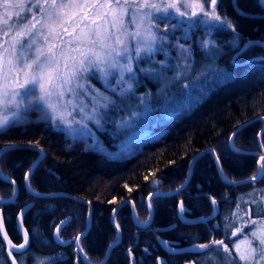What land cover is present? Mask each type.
Wrapping results in <instances>:
<instances>
[{"label": "trees", "instance_id": "trees-1", "mask_svg": "<svg viewBox=\"0 0 264 264\" xmlns=\"http://www.w3.org/2000/svg\"><path fill=\"white\" fill-rule=\"evenodd\" d=\"M228 3L229 0H220L222 12L226 11L224 7ZM238 33L242 40L264 41V18L238 19ZM226 54L229 56V53ZM226 54L224 58L227 59ZM258 55H264V50L258 45L250 46L241 54L240 60ZM222 63L225 65L224 60ZM253 64L264 66V61H252L240 67H233L230 63L226 66L242 70ZM141 87L146 86L142 83ZM196 105L187 113L177 115L155 128L165 129L162 142L144 147L125 160L107 159L92 150L65 151L60 146V134L44 131L40 125L39 128L34 124L24 129L11 127L0 134V148L8 142L27 144L33 141L32 146L43 149V156L31 173L32 187L40 193L62 192L90 203V227L82 236L80 244L90 262L100 261L107 246L116 239L115 223L120 225V242L110 251L104 264H131L128 254L130 247L133 264H157L158 257L165 259L162 260L164 264H185L190 254H169L162 250L158 239L179 241L182 246L190 245L193 241L219 239L222 232L220 228L213 229L211 221L181 224L176 215L178 201H183L189 215L207 217L212 213L209 197L216 198L220 207L241 192L264 186V179L255 184L228 185L218 176L211 153L206 152L193 163L189 180L182 190L171 196L149 199L152 205L150 223L143 228L134 224L131 204L137 223L147 220L145 199L149 193L170 192L183 184L190 159L203 149H215L214 156L216 159L219 156V167L228 180H243L256 172L257 159L261 154L257 134L263 124L260 117H264V82L251 85L244 93L229 91L223 86ZM246 122L249 123L240 128L234 137L235 146L241 152H234L228 146V138ZM97 134L103 144L110 147L112 137L108 138L107 132ZM261 142H264V130L260 136ZM160 149H163L161 153ZM37 156V151L23 149L7 150L0 155L2 175L11 181L15 180L17 186L14 201L2 207L6 231L13 242H18L14 223L16 213L21 206L32 202V208L24 220L28 229L35 230L31 233L32 251L41 256L64 255V258L49 264H75L73 255L78 254L73 251L76 249L74 241L68 246H59L52 240V231L59 220L69 216V222L62 229L60 237L75 240L86 229L87 205L70 197L36 198L29 194L24 185V173ZM154 179L159 180L155 189L151 185ZM126 183L133 189L131 192L124 187ZM12 187L11 182L0 178V196L4 197L3 200L12 196ZM123 201H130L131 204L120 206L112 223V209ZM212 220L217 221L219 226L220 214ZM193 236H198L197 241L193 240ZM26 262L31 264L32 259L27 256ZM0 264H8L2 247ZM77 264H84L81 258Z\"/></svg>", "mask_w": 264, "mask_h": 264}, {"label": "snow or ice", "instance_id": "snow-or-ice-1", "mask_svg": "<svg viewBox=\"0 0 264 264\" xmlns=\"http://www.w3.org/2000/svg\"><path fill=\"white\" fill-rule=\"evenodd\" d=\"M258 2L264 5V0ZM218 4L219 0H0V8L4 9L0 14V33L5 38L0 42V134L10 130L12 126L27 123L25 113L33 107L40 113L38 121L48 122L53 128L62 125L69 134L88 130L87 121L102 127L108 109L123 110L124 102L135 95L137 76L134 64L145 58L151 59L159 50L157 45L163 48L166 43L167 37L161 34L158 21H167L173 15L179 20L177 24L165 23V33L184 25L189 29L195 25L205 26L207 34L201 41L205 52L210 53L217 47L210 36L212 30L219 26L226 25L231 29L235 34L232 44H237L235 36L239 33L226 16L218 14ZM12 9L17 11L13 12ZM13 16L16 17L15 20H12ZM257 45L258 41H249L244 47L247 49ZM174 47L179 56L175 68V78L178 80L192 71L191 49L178 42ZM159 63L160 69L150 67L140 71L159 75L164 62ZM204 74L206 72L200 73ZM92 77L97 78L119 100L96 88L91 83ZM85 96L89 97L90 104L84 102ZM144 103L145 97L142 94L139 105ZM137 115L138 112L132 110L128 116L117 121V126H123ZM88 131L90 134V130ZM236 135L237 132H233L229 136L228 144L234 152H241L234 143ZM33 143L27 142L29 146ZM19 147L22 145L16 142L5 144V148L14 150ZM258 147L264 150V142L259 143ZM40 151L43 152V149ZM212 151L215 153V149ZM38 160L39 156L32 164H36ZM217 163L219 165V156ZM31 172L30 165L24 173L25 183L33 196L39 197L43 194L32 187ZM220 173L228 185L264 179V151L257 159L256 172L247 177L246 181L228 180L222 168ZM11 183L12 195L15 196L16 181L12 180ZM151 183L158 184L159 180L154 179ZM124 187L129 192L133 190L127 183ZM256 192L257 189L253 188V193ZM253 193L247 195L251 197ZM154 195L149 193V198ZM259 195L260 200L253 199V204H264V189L259 191ZM3 199L0 196V200ZM209 199L215 210L218 200L214 197ZM151 207L149 203V209ZM241 210V201L237 200L235 210H231L224 217L225 235L220 239L211 238L207 242L193 244L192 250L205 258L202 261H185V264H264V207L244 212V216H248L246 225L250 226V231L243 240L233 243L231 248L225 242H231L232 237H236L245 228V225L236 226L232 220V217L241 219L237 215ZM23 211L21 209V214ZM117 211V208L112 209L113 214ZM187 211L181 201L178 215L183 216ZM253 216L258 219H253ZM69 219L66 218L56 225L54 235L60 244L66 243L60 239V235ZM199 219L206 221L205 217ZM142 223L147 224V220ZM5 224L6 218L0 217V236L7 242L11 264H24L32 230L24 229L23 242L17 244L9 238ZM19 227L24 228L22 220ZM116 231H120L119 224L116 225ZM229 231L231 236L227 235ZM82 236L83 233H80L75 237L77 248L74 252H84L80 247ZM171 243L162 241L169 251H179L171 247ZM0 247L3 245L0 244ZM13 250L19 254V261ZM128 254L131 257V247ZM84 258L87 259L86 256ZM51 259L36 257L33 264H45ZM79 260L80 257L77 256V262ZM157 264L164 262L158 257Z\"/></svg>", "mask_w": 264, "mask_h": 264}, {"label": "rangeland", "instance_id": "rangeland-1", "mask_svg": "<svg viewBox=\"0 0 264 264\" xmlns=\"http://www.w3.org/2000/svg\"><path fill=\"white\" fill-rule=\"evenodd\" d=\"M11 11L15 12L17 10L12 9ZM3 12L4 9L2 8L0 14ZM217 12L218 14L223 15L220 8H217ZM15 19L16 17L13 16L12 20ZM11 22L12 21H10V23ZM158 23L161 34L166 35L167 37L166 43L163 48H160L159 45H157L159 50L154 53L151 59L145 58L138 64H134L133 67L137 76L134 86L135 95L131 96L128 101L124 102L123 110H117L115 108L108 109L107 115L102 121V127H97L91 121H87L90 134L88 130L83 132L78 130L76 133L69 134L62 125L53 128L48 122L38 121L40 113L36 111L34 107L25 113L28 121L27 123L17 124L12 127L24 129L30 124H34L39 128L41 126L44 131H52L61 135L60 146L65 151H71L73 149L76 151L92 150L107 159L125 160L139 153L144 147L150 146L153 143L162 142L166 131L163 128L158 130L155 128L159 127L158 125L162 126V124L168 123L177 115L187 113L196 107V104L207 97L208 94L217 91L223 86H225L226 90L244 93L251 85L264 82V66L262 65L253 64L242 70H236L232 67L227 68L229 64V56L226 53L230 52L231 49L234 47L236 48L243 42H239V40H237L238 37L235 36L237 44L234 46L232 44L234 34L226 25L219 26L212 30L210 38L215 40L217 47L213 48L209 53L205 52L201 47V41L207 34V28L205 26L195 25L189 29L187 25H184L165 33L163 31L165 23H168L169 25L177 24L179 23V20L173 15L172 17H169L167 21L161 20L158 21ZM4 39L3 33H0V42ZM177 42L191 49L192 64V71L188 72L186 76H183L178 80L175 78V68L179 56L177 49L174 47ZM225 54L227 56V66L222 63V61L225 60ZM161 61L164 62V67L159 75L140 71V69H147L150 67L160 69L161 65L159 62ZM201 72H206V74L200 75ZM150 81L154 84L152 85ZM91 83L96 88L104 91L107 95L113 96L115 99L119 100V97H115L114 93L105 89L97 78L92 77ZM142 83H144L146 87H141ZM142 94L145 97V103L139 105V98ZM84 102L88 104L91 103L87 96L84 97ZM132 110H136L138 115L131 118L130 122L118 127L117 121L122 117L128 116ZM97 132H107L108 138L112 137L109 141L110 147L103 144ZM159 151L161 153L163 149H160ZM253 188L257 189L256 193H253ZM253 188L237 194L233 200L231 199L225 202L220 207L218 204L220 225H215L217 226L216 228H220L222 232V236L220 235L221 238L225 235L224 217L229 215L231 210H235L237 200L241 201L242 210L237 213L241 219L237 220L236 217H232V220L236 226L239 227L245 225V228L242 229V232L238 233L236 237H232L231 242L228 240L225 241L226 243H229L230 248L233 243H238L240 240H243L245 234L250 231V226L246 225L248 216H244V212L256 209L257 207H264V204L252 203L253 199H256L257 201L260 200L259 191L264 188ZM248 193H253V195L250 197L247 195ZM252 218L258 219V217L255 216ZM213 222L216 221H211L212 226ZM216 228L213 226V229ZM87 232L88 231H86L85 234ZM227 235L231 236V232L229 231ZM193 237V240L197 241L198 236ZM62 239H67V237ZM195 243L197 242L193 241L189 246H192ZM182 247L187 246L182 245ZM27 253L28 254L24 256V264H28L26 262L27 256L32 259L31 264H33L36 257H51L52 259L50 261L45 262V264H49L63 256L61 253L54 256L38 255L32 251L31 245L27 248ZM188 254H190V259L188 261H202L205 258L196 251H190ZM208 254L211 255L212 253ZM16 258L18 261L20 260L19 255Z\"/></svg>", "mask_w": 264, "mask_h": 264}, {"label": "flooded vegetation", "instance_id": "flooded-vegetation-1", "mask_svg": "<svg viewBox=\"0 0 264 264\" xmlns=\"http://www.w3.org/2000/svg\"><path fill=\"white\" fill-rule=\"evenodd\" d=\"M227 3V2H226ZM219 4H220V0H219ZM219 4H218V8H221V7H219ZM224 8H227L226 9V11L225 10H223V12H222V14H223V16H226L227 18H228V20L229 21H231L233 24H234V26H235V28H236V30H237V32H238V19H242V18H247V19H255V20H261V19H263L264 18V5H261L259 2H258V0H229V3L227 4V6L226 7H224ZM254 8H256V10L254 9ZM229 13V14H228ZM233 18V19H232ZM234 34V33H233ZM235 35V34H234ZM236 37H238L237 38V40H239V42H243V43H241L240 45H238L236 48L234 47L233 49H231L230 50V52H228L229 53V63L231 64V66H233V67H240V66H245V65H247V64H249V63H251L252 61H249V60H251V59H258V60H254V61H264V59H259V58H264V55H258V56H254V57H252V58H248V59H246V60H240L241 59V54L246 50L245 48L243 49V50H241V48L246 44V43H248L249 41H253V42H257V41H255V40H242V38H241V36H240V33H239V35L238 36H236ZM258 42H260V43H262V44H264V41H258ZM258 46H260L263 50H264V46H261L260 44L258 45ZM250 47V46H249ZM241 56V57H240ZM225 66L227 65V60H226V58H225ZM262 126H263V124H262ZM262 128V127H261ZM261 128H260V130H261ZM259 130V131H260ZM264 130V129H263ZM263 130H262V132H263ZM259 133V132H258ZM262 134V133H261ZM187 169H188V167H187ZM191 169H192V167H191ZM190 173H191V171H190ZM186 176H187V174H186ZM189 177H190V175H189ZM221 179V178H220ZM246 179V178H245ZM185 180H186V178H185ZM184 180V181H185ZM188 180H189V178H188ZM188 180H187V182H188ZM222 180V179H221ZM223 181V180H222ZM240 181V180H239ZM224 182V181H223ZM248 183H250V184H255L256 182H248ZM248 183H243V184H248ZM159 184V183H158ZM243 184H240V185H243ZM186 186V185H185ZM232 186H239V185H232ZM257 187H263L264 188V186H257ZM156 192H158V191H156ZM162 193V192H161ZM236 196V195H235ZM80 202V201H79ZM179 202H181V201H178V203ZM209 202H210V204H211V200L209 199ZM82 203H84V202H82ZM89 203V202H88ZM125 203H128V202H125V201H123V202H121V203H119L117 206H122V205H124ZM178 203H177V207H176V215H177V219L179 220V222L181 223V224H184V225H194V224H198V223H200V222H197V223H193V224H186V223H184V222H182V220L179 218V216H178ZM219 203V202H218ZM27 204H30V203H27ZM31 204L33 205V203L31 202ZM85 204V203H84ZM90 204V203H89ZM121 204V205H120ZM218 205V204H217ZM4 205H0V208H1V214H2V217H4V215H3V212H2V207H3ZM24 206V205H23ZM91 206V205H90ZM117 206H115V208L117 207ZM22 207V206H21ZM20 207V208H21ZM118 207V208H119ZM211 207H212V204H211ZM19 208V209H20ZM32 208V206L27 210V212L24 214V216H23V218H22V221H23V225H24V229H28L27 228V226L25 225L26 223L24 222V220H25V215L28 213V211L30 210ZM87 208H88V206H87ZM117 208V209H118ZM88 211H89V209H88ZM88 211H87V214H88ZM18 212V211H17ZM151 212H152V209H151ZM219 212L218 211H216V210H213V207H212V213H211V215H209V216H191V215H189V211H187L183 216L186 218V219H197V218H200V217H205L206 218V221H212V219H214L215 217H216V215L218 214ZM17 214V213H16ZM111 214H112V212H111ZM148 216H149V213H148ZM66 217H69V216H66ZM65 217V218H66ZM114 217H115V214L113 215V221H114ZM151 217H152V214H151ZM65 218H63V219H65ZM70 218V217H69ZM110 218H111V216H110ZM135 218H136V215H135ZM15 219H16V216H15ZM15 219H14V223H15ZM63 219H61V220H59L57 223H59L60 221H62ZM147 220H148V217H147ZM150 221H151V219H150ZM150 221H149V223H150ZM205 221V222H206ZM69 222V221H68ZM87 222H88V218H87ZM134 222V221H133ZM217 222V221H216ZM216 222H213V226L216 228L217 226V224H216ZM56 223V224H57ZM136 223H137V220H136ZM148 223V224H149ZM202 223V222H201ZM56 224H55V226H56ZM68 224V223H67ZM135 224V223H134ZM144 223H141V224H139V223H137V224H135V225H143ZM147 224V225H148ZM216 224V225H215ZM147 225H145V226H147ZM54 226V227H55ZM66 226V224L64 225V227ZM88 226V228H87V231H88V229H89V227H90V218H89V225L87 224L86 225V227ZM114 226H115V230H116V225H115V223H114ZM32 227H34V226H32ZM63 227V228H64ZM138 227H140V226H138ZM144 227V226H143ZM143 227H141V228H143ZM15 228H16V226H15ZM5 229H6V225H5ZM85 230V229H84ZM83 230V231H84ZM16 231H17V229H16ZM35 230H32V232H34ZM82 231V232H83ZM81 232V233H82ZM18 233V232H17ZM119 233V242H120V231L118 232ZM80 234V233H79ZM85 234V233H84ZM83 234V235H84ZM18 236H19V234H18ZM10 238V237H9ZM31 239L32 238H30V244H29V246H28V248L30 247V245H31ZM60 239H62L61 237H60ZM118 239V234H117V232H116V239L112 242V243H110V244H113L116 240ZM52 240H53V242L55 243V244H57L55 241H54V239H53V232H52ZM63 241H69V244H67V245H59V244H57V245H59V246H68V245H70L71 244V239H69V238H67V239H62ZM162 241H167V240H163V239H158V242H159V245H160V247H161V242ZM21 242V238H20V236H19V239H18V242H16L17 244L18 243H20ZM119 242H118V244H119ZM170 242H172L171 243V247H174V248H176V249H179V248H182V246H180L179 244L180 243H178L179 241H173V240H170ZM0 243L2 244V242H1V240H0ZM13 243H15V242H13ZM74 244H75V240H74ZM109 244V245H110ZM117 244V245H118ZM109 245L107 246V248H106V250H105V253H104V256H103V258L100 260V261H98V262H96V263H92V262H90L88 259H87V261L90 263V264H104L105 262H106V260H107V258H108V256H109V253H110V251L114 248V247H116V246H114V247H112L111 249H109V251H108V253L106 254V252H107V249H108V247H109ZM76 246V245H75ZM186 246H189V245H186ZM77 248V247H76ZM162 248V247H161ZM2 249H3V252H4V248L2 247ZM162 250L163 251H165L163 248H162ZM166 252V251H165ZM167 253H169V254H177V253H170V252H167ZM77 254H78V256L81 258V256H80V252H77ZM83 254H84V256H86L85 255V253L83 252ZM5 255V254H4ZM16 255V257H18V253H16L15 254ZM73 257L75 258V260L73 261L75 264H77V256L76 255H73ZM87 257V256H86ZM5 258H6V256H5ZM62 258H64V255L62 256V257H59L58 259H62ZM6 260H7V258H6ZM81 260H82V258H81ZM83 261V260H82ZM130 261H131V264H133L134 263V257H132V255H131V257H130ZM8 262V261H7ZM84 263V262H83ZM9 264V263H8ZM85 264V263H84Z\"/></svg>", "mask_w": 264, "mask_h": 264}, {"label": "water", "instance_id": "water-1", "mask_svg": "<svg viewBox=\"0 0 264 264\" xmlns=\"http://www.w3.org/2000/svg\"><path fill=\"white\" fill-rule=\"evenodd\" d=\"M259 44H260L261 46L264 45V44H262V43H260V42H259ZM244 48H245V47L243 46V47L241 48V50H243ZM259 59L261 60V59H264V58H259ZM254 60H258V59H251V60H249V61H254ZM256 119H258V118H256ZM248 123H249V122H246V123L240 125V126L237 127L233 132H237L240 128H242L243 126H245V125L248 124ZM263 129H264V119H263V126H262L261 130L259 131V134H260V135H259V136L257 135V143H258V145H259V143H260V136H261V133H262V130H263ZM233 132H232V134H233ZM232 134H231V135H232ZM231 135H230V136H231ZM228 146H229V144H228ZM229 148L231 149L230 146H229ZM18 149H30V150L37 151V152H38V156H39V160H41V158H42V156H43V152H41L39 148H37V147H35V146H32V145H31V146H29V145H22V147H19ZM7 150H11V149H10V148H5V146H3L2 148H0V155H1L3 152L7 151ZM231 150H232V149H231ZM260 151L262 152L263 150L260 149ZM206 152H210V153H211V155H212V157H213V160H214V164H215V168H216V172H217L218 176H219L224 182H226V181L223 179V177H222V175H221V173H220V167H219V165H218V163H217V159H216V157L214 156L213 151H212L211 149L206 148V149H203V150L199 151L198 153H196V154L190 159V161H189V163H188V169H187L186 180L183 182V184H181L183 187H181V185H180L179 187H177L176 189H174V190H172V191H170V192H162V193H161V192H153V193L155 194L153 197H155V196H157V197H167V196L174 195V194L178 193L180 190H182V189L185 187V185L187 184V180H188V178H189L190 171H191V167H192L193 163L197 160L198 157H200L201 155H203V154L206 153ZM39 160H38V161H39ZM38 161H37V162H38ZM35 165H36V164H32V165H31V166H32V169H33V167H34ZM0 178L3 179L4 181L11 182L10 179H8V178L5 179L6 177H4L2 174H0ZM240 181H242V180H240ZM243 181H246V179H243ZM246 183H248V182H246ZM251 183H252V182H251ZM24 185H25V188L27 189L28 193L31 194V195L33 196V194L28 190V188H27V186H26V183H25V180H24ZM151 185H152V188H154V189L157 188V186H158V184H153V183H152ZM233 185H240V184H233ZM15 187H16V194H17V186L15 185ZM177 189H180V190L177 192ZM16 194H15V196L12 195V196H11L9 199H7V200H0V205H6V204H8V203L13 202L14 199H15V197H16ZM42 194H43V195H41V196H39V197H36V198H42V197L48 198V197H59V196H62V197H70V198H72V199H74V200H76V201L84 202V203L88 206V209H89V211H88V222H87V224L89 225V218H90V204H89L87 201L82 200V199H79V198H77V197H75V196H71V195H68V194L62 193V192H51V193H42ZM149 199H150V198H149V195H148V196L146 197V199H145V203H146V206H147V209H148V213H149L148 220H147V224L149 223V221H150V219H151V214H152V212H151V208L149 209ZM125 202H128V203L131 204L130 201H125ZM179 203H180V202H179ZM179 203H178V205H179ZM120 205H121V204H120ZM31 206H32L31 203H30V204H25L24 206H22V207L18 210V212H17V214H16L15 226H16L17 232H18V234H19V236H20V238H21V242H23V231H24V228L21 229V228L19 227V224H20V222H21V220H22L24 214L27 212V210H28ZM118 207H119V206H117L116 208H118ZM212 207H213V206H212ZM21 209L24 210L22 214H21ZM131 209H132V219H133L134 223L137 224V223H136V218H135V211H134V208H133L132 204H131ZM215 210L218 211V205H216ZM113 215H114V214H113V212H112V214H111V221H112V223H114V221H113ZM178 216H179V218L182 220V222H184V223H186V224H193V223H197V222H202L199 218H197V219H186L184 216H180V215H178ZM0 217H2V214H1V208H0ZM66 218H69V217H66ZM66 218H65V219H66ZM65 219H63V220H65ZM57 224H58V223H57ZM57 224H56V225H57ZM147 224L138 225V226L143 227V226H145V225H147ZM87 228H88V226H87L86 229L82 232L83 234L87 231ZM55 230H56V226H55L54 231H53V239H54V241H55L57 244H59V245H67V244H69V241H65L66 243L60 244V243L57 241V239H56V237H55V235H54ZM116 232H117V231H116ZM117 234H118V239L115 241V243L112 244V245H113L112 247L116 246V245L118 244V242H119V233L117 232ZM0 240H1V242H2V245H3V248H4V254H5L6 258H7V261H8L9 264H11V258L8 257V245H7V242H6V241H3L2 236H0ZM21 242H20V243H21ZM75 245H76V247H77L76 242H75ZM112 247H108L106 254L108 253L109 249H111ZM161 247H162L166 252H170V253H188V252H190V251H193L191 246H187V247L179 248V251L172 252V251H169V249L166 248V247L162 244V242H161ZM13 251H14V250H13ZM14 254H16L15 251H14ZM80 256H81V258H82V260H83V262H84L85 264H90V263L87 261V259L84 258L85 256H84L83 253H80Z\"/></svg>", "mask_w": 264, "mask_h": 264}, {"label": "bare ground", "instance_id": "bare-ground-1", "mask_svg": "<svg viewBox=\"0 0 264 264\" xmlns=\"http://www.w3.org/2000/svg\"><path fill=\"white\" fill-rule=\"evenodd\" d=\"M54 133H56V132H54ZM18 145H28V144H18ZM23 150H30V149H23ZM36 158H37V157H36ZM36 158H35L34 160H36ZM40 161H41V160H39V161L36 163V165L33 167L32 172H33V170L35 169V167L40 163ZM31 165H32V163H31ZM28 169H29V168H28ZM28 169H27V170H28ZM32 172H31V173H32ZM24 180H25V178H24Z\"/></svg>", "mask_w": 264, "mask_h": 264}]
</instances>
